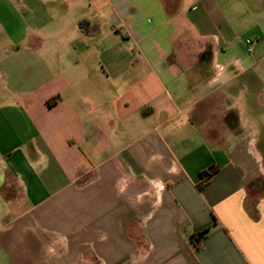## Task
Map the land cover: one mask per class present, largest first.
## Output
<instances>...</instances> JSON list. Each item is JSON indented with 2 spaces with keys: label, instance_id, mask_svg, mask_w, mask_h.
<instances>
[{
  "label": "crops",
  "instance_id": "0c3cea01",
  "mask_svg": "<svg viewBox=\"0 0 264 264\" xmlns=\"http://www.w3.org/2000/svg\"><path fill=\"white\" fill-rule=\"evenodd\" d=\"M186 1L0 0V264H264V7Z\"/></svg>",
  "mask_w": 264,
  "mask_h": 264
},
{
  "label": "rangeland",
  "instance_id": "374dc122",
  "mask_svg": "<svg viewBox=\"0 0 264 264\" xmlns=\"http://www.w3.org/2000/svg\"><path fill=\"white\" fill-rule=\"evenodd\" d=\"M236 1V0H235ZM240 1V0H238ZM246 2H248L250 0H245ZM191 0H187L185 2V6L188 7V5L190 4ZM252 4V3H251ZM259 6L261 8L264 7V2L262 3V0H260V2L258 3H254L253 6ZM236 11H228V17H226L227 21L232 24V26L235 29V33L237 34V43L239 42L240 44H244V48L240 47L237 50V55H258L257 52H255V49L257 48V41L260 38V30L259 27L257 26V23L259 22L258 17L257 16L260 12L256 11V13H252L250 10L247 9V7L244 5H239L237 4ZM111 15V16H110ZM112 14H108L106 16V20L110 21L112 20ZM115 20H113L112 22H114ZM119 29V33H121L123 35V29L118 28ZM186 30V29H185ZM191 30L188 27V33H190ZM107 33H109V29H107ZM192 35V34H191ZM190 34H188L187 36H191ZM246 41H248V44H246ZM108 43V42H107ZM111 45L107 44V54L109 55L110 51H111ZM127 44L123 43L122 48H117L118 50V55H131L130 51H125L126 50ZM249 48L251 50H249Z\"/></svg>",
  "mask_w": 264,
  "mask_h": 264
},
{
  "label": "trees",
  "instance_id": "16d2710c",
  "mask_svg": "<svg viewBox=\"0 0 264 264\" xmlns=\"http://www.w3.org/2000/svg\"><path fill=\"white\" fill-rule=\"evenodd\" d=\"M86 25H87L86 23L81 22V23H80V28H84ZM203 175L207 176L205 173H204Z\"/></svg>",
  "mask_w": 264,
  "mask_h": 264
},
{
  "label": "built area",
  "instance_id": "2783aa9c",
  "mask_svg": "<svg viewBox=\"0 0 264 264\" xmlns=\"http://www.w3.org/2000/svg\"><path fill=\"white\" fill-rule=\"evenodd\" d=\"M246 44H248V41H246ZM249 50H251V49L249 48Z\"/></svg>",
  "mask_w": 264,
  "mask_h": 264
}]
</instances>
